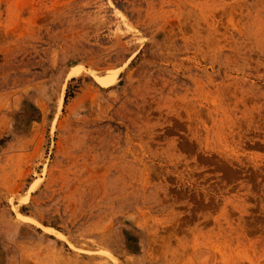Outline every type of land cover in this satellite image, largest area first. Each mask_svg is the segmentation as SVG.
<instances>
[{"label":"rangeland","instance_id":"obj_1","mask_svg":"<svg viewBox=\"0 0 264 264\" xmlns=\"http://www.w3.org/2000/svg\"><path fill=\"white\" fill-rule=\"evenodd\" d=\"M0 264H264V0H0Z\"/></svg>","mask_w":264,"mask_h":264}]
</instances>
